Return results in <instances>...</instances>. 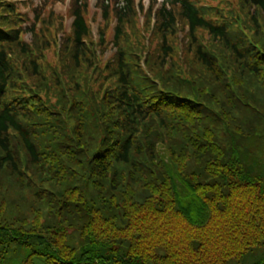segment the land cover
Segmentation results:
<instances>
[{"label": "trees", "instance_id": "16d2710c", "mask_svg": "<svg viewBox=\"0 0 264 264\" xmlns=\"http://www.w3.org/2000/svg\"><path fill=\"white\" fill-rule=\"evenodd\" d=\"M167 2L149 75L119 29L86 77L97 54L76 10L65 86L0 21V264H264V0L229 18ZM34 39L39 54L52 41Z\"/></svg>", "mask_w": 264, "mask_h": 264}, {"label": "rangeland", "instance_id": "374dc122", "mask_svg": "<svg viewBox=\"0 0 264 264\" xmlns=\"http://www.w3.org/2000/svg\"><path fill=\"white\" fill-rule=\"evenodd\" d=\"M162 4L163 0H158ZM208 4H215L213 0H203ZM236 1V0H234ZM240 0H238L239 3ZM146 10L150 7L152 0H142ZM141 0H137L135 4L136 12H133L139 18L138 29L141 28V24L146 23V13L140 9ZM0 5L5 7L8 13V18L12 23V29H20L26 31L23 34L24 41L27 44H32V50L34 54L39 57L40 68L43 74L46 76L49 74V71L52 70L56 75L60 77L61 82L64 85V79L76 78L79 74V70L73 68L74 60L71 56H67L64 51V45L66 43V38L68 35L72 34V27L74 22L73 12L77 9H84V16L86 22L90 27V37L87 39V42L93 48H97L99 58L95 63V67L86 74V77L91 80L95 76V70L104 71L107 68L108 62L115 56L116 50L113 48V38L115 36V30L117 27L121 26V22L125 24V30L128 33L131 32V16L130 13L127 16L123 17V14H120L119 8L113 4H110L107 9L102 5L101 0H0ZM43 5V9L40 10L39 6ZM139 6V8H138ZM9 9H13V12ZM6 13V12H5ZM5 15L2 13L0 8V21H5ZM26 19V20H24ZM179 24L177 27V35L173 39L174 45L178 46L180 49H184L187 44V27L184 21L180 18ZM148 23V22H147ZM135 24V22H134ZM36 26V35L41 40H52L47 46L49 48H44L40 51L35 48L34 43L35 39L33 35L29 33V30L35 28ZM46 27L49 30L53 31L54 37L46 30ZM104 28V30H102ZM137 29V28H136ZM246 32V29H244ZM130 31V32H129ZM106 35L104 43H101L100 33ZM203 34V33H200ZM203 36L206 38L205 34ZM134 35L127 36V39L132 40ZM149 33H145V40L149 38L147 42L146 51L133 50L134 56L139 59V67L144 72V74L149 75V69H147L146 64V55L147 51H152L158 47L159 39L151 37ZM56 39V42L54 40ZM127 48V46H125ZM10 59L13 60L16 64L21 63V59L9 52ZM103 75L109 76L107 73ZM26 87H31V82L24 77ZM65 86V85H64ZM17 151L21 152V147L18 146Z\"/></svg>", "mask_w": 264, "mask_h": 264}]
</instances>
